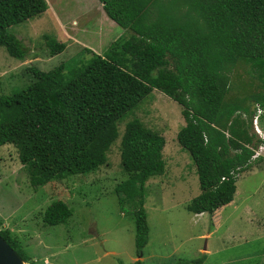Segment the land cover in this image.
I'll list each match as a JSON object with an SVG mask.
<instances>
[{
  "label": "trees",
  "instance_id": "obj_1",
  "mask_svg": "<svg viewBox=\"0 0 264 264\" xmlns=\"http://www.w3.org/2000/svg\"><path fill=\"white\" fill-rule=\"evenodd\" d=\"M99 1L123 34L70 78L59 69L47 73L31 67L34 83L16 91V104L0 98V146H16L34 188L88 174L105 162L119 137L118 121L156 89L182 106L184 124L176 139L192 158L200 187L186 208L213 214L234 199L236 176L251 164L250 147L262 141L251 117L255 104L264 106V0ZM47 8L46 0H0V46L8 55L21 60L28 54L9 28ZM43 38L51 55L65 48L53 35ZM238 63L248 66L261 90L230 95V75ZM164 145V136L137 118L126 122L120 136V163L129 176L114 191L120 208L134 217L138 258L132 264H142L149 239L145 184L165 171ZM71 214L65 202L54 200L42 219L57 225ZM0 235L29 260L8 228ZM203 259L167 264H202Z\"/></svg>",
  "mask_w": 264,
  "mask_h": 264
},
{
  "label": "rangeland",
  "instance_id": "obj_2",
  "mask_svg": "<svg viewBox=\"0 0 264 264\" xmlns=\"http://www.w3.org/2000/svg\"><path fill=\"white\" fill-rule=\"evenodd\" d=\"M46 2L49 8L42 15L9 28L28 49L24 59L9 56L0 46V98L11 105L16 104V91L34 83L31 67L48 73L59 69L62 73L63 67L57 68L59 64H65L68 70L88 59H84L85 55L74 59L64 54L51 55L45 48L43 35L55 37L57 31L56 15L59 17L63 11L67 20L77 10L76 0ZM84 5L80 10H85ZM90 19L92 15L80 22L89 24ZM79 37L83 42L102 46L103 38L97 31ZM247 69L244 63L233 68L230 95L244 96L262 89L260 81ZM181 109L176 101L154 89L118 121L119 137L107 151L103 164L88 174L70 175L38 188L31 185L16 146H0V229L13 230L10 232L14 239L19 244L20 240L26 253L31 254L28 264L34 261L33 256L41 257L34 261L36 264H47L43 258L49 264H132L138 258L134 217L120 208L114 191L129 176L120 163L119 142L126 122L133 118L165 139V171L150 177L145 184L149 239L143 248L142 264H167L200 256H204L202 264L264 261V149L251 160L248 169L237 174L230 205L213 214H194L186 205L200 193V187L196 166L176 139L184 124ZM259 127L264 131V117ZM54 200H62L70 208L72 214L67 223H44V211Z\"/></svg>",
  "mask_w": 264,
  "mask_h": 264
},
{
  "label": "crops",
  "instance_id": "obj_3",
  "mask_svg": "<svg viewBox=\"0 0 264 264\" xmlns=\"http://www.w3.org/2000/svg\"><path fill=\"white\" fill-rule=\"evenodd\" d=\"M76 3H77V10L74 14L72 13V16L70 17V19H67V20L64 19V13H62L63 11L61 12L59 17L56 15V25H57L58 33H57V31L54 33L55 38L57 41H61L65 44V48L63 49V51H61L57 54H59V55L64 54L65 56H68L71 59H74V58L78 57L79 55H85L86 57L84 59H86L87 56H88V59L85 62L74 64L68 70L66 69L65 64H63V63L59 64L57 66V68L63 67L62 73H63L64 77H66V78H70V76L72 75V72L74 70L78 69L80 66L83 67L93 57H95L97 55H103V53L108 49L111 42L123 34V31H122L123 29H121V27H119L113 20H111L107 16V14L105 13V10L103 9L102 3L99 0H82V1L76 0ZM83 3L85 4L84 5L85 10H80V8L83 6ZM48 8H47V10H48ZM89 15H92V19H90L91 23H89L91 25H89L88 23L82 24L80 22V20L85 19V18H89ZM92 31H94V32L97 31V33L102 36V38H103V40L101 41L102 46H100L98 43H96V45H94V44H92V41H84L83 42V40L79 37V36H85L86 37L87 34H89ZM67 42H70V43H67ZM72 46H74V48ZM70 47H72L75 51H73V49H70ZM67 51H68V53H67ZM54 55H56V54H54ZM49 73H52V72H49ZM259 124H260V121H259ZM261 157H264V155ZM230 203L222 206V208L230 205ZM203 213H206V212H203ZM9 229H10V231L12 230L11 228H9ZM19 242L22 245V247L24 248L23 243L20 240H19ZM28 254H29V258H30L31 254L30 253H28ZM45 257H47V256H45ZM32 259L34 261H39L41 259V257H34L33 256ZM42 260L44 263L49 264L48 259L43 258Z\"/></svg>",
  "mask_w": 264,
  "mask_h": 264
},
{
  "label": "built area",
  "instance_id": "obj_4",
  "mask_svg": "<svg viewBox=\"0 0 264 264\" xmlns=\"http://www.w3.org/2000/svg\"><path fill=\"white\" fill-rule=\"evenodd\" d=\"M264 115V108L261 107L258 104L254 105V113L251 117V124H252V129L255 132V134L262 140L261 143L257 148L255 147H250L253 150V154L251 156V160H254L261 155V151L264 149V132L260 129L259 127V121L260 117ZM242 117H246L244 113H242ZM227 136L229 135L227 131L224 132ZM248 146V145H247ZM222 179H225V177H222Z\"/></svg>",
  "mask_w": 264,
  "mask_h": 264
},
{
  "label": "water",
  "instance_id": "obj_5",
  "mask_svg": "<svg viewBox=\"0 0 264 264\" xmlns=\"http://www.w3.org/2000/svg\"><path fill=\"white\" fill-rule=\"evenodd\" d=\"M0 264H25L20 255L0 235ZM29 264H31L29 262Z\"/></svg>",
  "mask_w": 264,
  "mask_h": 264
},
{
  "label": "bare ground",
  "instance_id": "obj_6",
  "mask_svg": "<svg viewBox=\"0 0 264 264\" xmlns=\"http://www.w3.org/2000/svg\"><path fill=\"white\" fill-rule=\"evenodd\" d=\"M24 262H25V264H28V263H27L28 261H27V262H26V261H24Z\"/></svg>",
  "mask_w": 264,
  "mask_h": 264
}]
</instances>
